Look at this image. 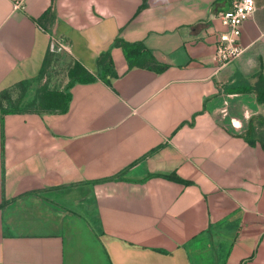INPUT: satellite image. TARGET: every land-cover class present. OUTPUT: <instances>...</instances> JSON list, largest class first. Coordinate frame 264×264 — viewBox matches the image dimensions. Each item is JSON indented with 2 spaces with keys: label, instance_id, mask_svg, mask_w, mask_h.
Listing matches in <instances>:
<instances>
[{
  "label": "crops",
  "instance_id": "1",
  "mask_svg": "<svg viewBox=\"0 0 264 264\" xmlns=\"http://www.w3.org/2000/svg\"><path fill=\"white\" fill-rule=\"evenodd\" d=\"M232 1L0 0V264H264V0L219 67Z\"/></svg>",
  "mask_w": 264,
  "mask_h": 264
},
{
  "label": "built area",
  "instance_id": "2",
  "mask_svg": "<svg viewBox=\"0 0 264 264\" xmlns=\"http://www.w3.org/2000/svg\"><path fill=\"white\" fill-rule=\"evenodd\" d=\"M255 11L253 0H233L228 11L212 15V20H218L226 29L225 33L217 35L212 56L219 67L234 62L244 52L240 44L241 28Z\"/></svg>",
  "mask_w": 264,
  "mask_h": 264
},
{
  "label": "trees",
  "instance_id": "3",
  "mask_svg": "<svg viewBox=\"0 0 264 264\" xmlns=\"http://www.w3.org/2000/svg\"><path fill=\"white\" fill-rule=\"evenodd\" d=\"M122 49L130 68L140 66L145 61L153 60V57L143 45H123Z\"/></svg>",
  "mask_w": 264,
  "mask_h": 264
}]
</instances>
